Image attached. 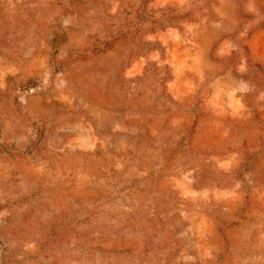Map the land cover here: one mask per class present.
Returning <instances> with one entry per match:
<instances>
[{
  "label": "rangeland",
  "instance_id": "374dc122",
  "mask_svg": "<svg viewBox=\"0 0 264 264\" xmlns=\"http://www.w3.org/2000/svg\"><path fill=\"white\" fill-rule=\"evenodd\" d=\"M0 264H264V0H0Z\"/></svg>",
  "mask_w": 264,
  "mask_h": 264
},
{
  "label": "built area",
  "instance_id": "2783aa9c",
  "mask_svg": "<svg viewBox=\"0 0 264 264\" xmlns=\"http://www.w3.org/2000/svg\"><path fill=\"white\" fill-rule=\"evenodd\" d=\"M32 90H33L32 88L29 89V91H32Z\"/></svg>",
  "mask_w": 264,
  "mask_h": 264
}]
</instances>
